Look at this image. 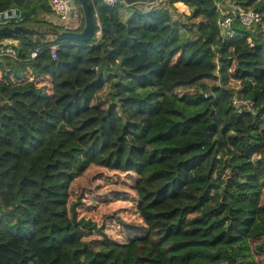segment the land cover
<instances>
[{
    "label": "trees",
    "instance_id": "trees-1",
    "mask_svg": "<svg viewBox=\"0 0 264 264\" xmlns=\"http://www.w3.org/2000/svg\"><path fill=\"white\" fill-rule=\"evenodd\" d=\"M88 1L92 37L56 40L55 58L50 38L0 36L15 53L0 58V264H231L197 246L241 242L264 264V0ZM76 4L73 25L49 0H0V26L81 30ZM233 4L263 26L232 14L221 32ZM93 167L129 185L95 196L121 236L70 200Z\"/></svg>",
    "mask_w": 264,
    "mask_h": 264
},
{
    "label": "rangeland",
    "instance_id": "rangeland-1",
    "mask_svg": "<svg viewBox=\"0 0 264 264\" xmlns=\"http://www.w3.org/2000/svg\"><path fill=\"white\" fill-rule=\"evenodd\" d=\"M223 1H224L223 3L224 5L225 3L228 2V0H223ZM73 3H75L77 7L76 0H74ZM175 7L177 12H182V11L187 12L186 6L182 5L181 3H175ZM174 70L175 68L169 69L165 79L166 82H172L173 80L179 79V75ZM124 177L125 176L122 174L119 175V173L109 171L103 167H93L87 170L80 177L74 179L71 182L69 188L70 200H74L75 198L81 196L80 199L82 201V204L79 203V206L82 213L85 216L91 217L92 219L96 220L98 223L105 221V223L107 224V226L105 225L106 227L105 229H107L109 234L114 236L122 235L121 233L122 231L119 228V223L115 217V213L110 211L104 213V210H107L108 207L105 206L100 201H98L95 198V196L113 190L118 191V194H123V192H127V189H129L130 191L128 183L123 181ZM115 178L119 179L120 181L119 182L115 181ZM114 194L117 195V193ZM116 205L124 206L126 205V201L122 199L118 200ZM116 212L122 214V216L125 218L134 220L135 223L136 221H138L135 213L129 212L127 211V209H125L123 212L116 210ZM241 243H233V244L229 243L230 245L218 244L213 247L211 246L208 247L197 246V247L203 248L202 250L203 253H207L210 255H218L217 259L214 258L212 259L213 262L225 261L226 263H231V264H245L247 262L249 263L251 262V264H260L262 257L259 254L255 253V250L254 252H252V254L254 253L253 255L251 254L250 255L247 254L245 256L241 255V252H246V253L248 252L247 250L245 251V249L238 250V247L240 246L243 247V244ZM250 244L253 247L252 243ZM195 249L193 251H195ZM199 252L201 253V251ZM199 259H209V258L200 256ZM197 261H198L197 258H193V260H191V263L196 264Z\"/></svg>",
    "mask_w": 264,
    "mask_h": 264
},
{
    "label": "built area",
    "instance_id": "built-area-1",
    "mask_svg": "<svg viewBox=\"0 0 264 264\" xmlns=\"http://www.w3.org/2000/svg\"><path fill=\"white\" fill-rule=\"evenodd\" d=\"M74 0H49L50 9L53 11L56 19L62 23H74L76 25L79 22V17L77 13V7ZM107 4H114L117 0H103ZM157 1V0H156ZM160 1V0H159ZM220 5V4H219ZM235 14L238 16L240 23L247 25V26H255L256 24H260L263 26L262 22V14L254 9H244L243 7L233 4L229 11H221V15L217 18V23L221 28V32L225 33L228 36L233 34V30L230 28V25L233 21V15ZM72 25V26H73ZM69 29V28H68ZM53 40L49 45V53L52 58L57 56V50L59 48V44L57 41L51 36ZM12 41L5 42L4 40H0V58L3 55H10L15 56L14 49L12 46H8ZM39 48H35L31 52V56L37 55L39 52ZM237 102V103H235ZM235 104H239V100L234 99ZM246 107H250L251 101L244 102Z\"/></svg>",
    "mask_w": 264,
    "mask_h": 264
},
{
    "label": "water",
    "instance_id": "water-1",
    "mask_svg": "<svg viewBox=\"0 0 264 264\" xmlns=\"http://www.w3.org/2000/svg\"><path fill=\"white\" fill-rule=\"evenodd\" d=\"M80 4L84 17V25L81 30L62 29V30H51L52 37L55 40H80L88 41L94 33V12L92 6L88 0H77ZM47 31H40L29 24L18 23L14 25H3L0 26V36L11 37L13 35L22 36L32 41L45 38Z\"/></svg>",
    "mask_w": 264,
    "mask_h": 264
},
{
    "label": "crops",
    "instance_id": "crops-1",
    "mask_svg": "<svg viewBox=\"0 0 264 264\" xmlns=\"http://www.w3.org/2000/svg\"><path fill=\"white\" fill-rule=\"evenodd\" d=\"M48 19H49V21L51 22V23H53V22H55V16L53 15V14H50V15H48ZM35 28H37V29H39L40 31H47V33L45 34V38H50L51 39V35H52V31H51V29H48V26H37V27H35ZM5 42H7V41H12V40H10V39H5L4 40Z\"/></svg>",
    "mask_w": 264,
    "mask_h": 264
}]
</instances>
